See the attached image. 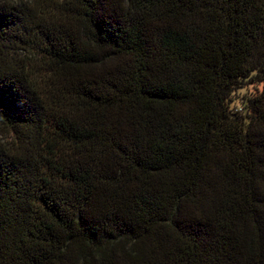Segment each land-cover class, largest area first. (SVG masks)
Instances as JSON below:
<instances>
[{"label":"trees","instance_id":"obj_1","mask_svg":"<svg viewBox=\"0 0 264 264\" xmlns=\"http://www.w3.org/2000/svg\"><path fill=\"white\" fill-rule=\"evenodd\" d=\"M0 132V264H264V0H0Z\"/></svg>","mask_w":264,"mask_h":264},{"label":"rangeland","instance_id":"obj_2","mask_svg":"<svg viewBox=\"0 0 264 264\" xmlns=\"http://www.w3.org/2000/svg\"><path fill=\"white\" fill-rule=\"evenodd\" d=\"M5 0H1V2H4ZM7 135L3 134V132H0V140L2 141V143L6 144L7 142ZM9 141V140H8Z\"/></svg>","mask_w":264,"mask_h":264}]
</instances>
